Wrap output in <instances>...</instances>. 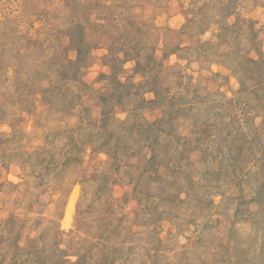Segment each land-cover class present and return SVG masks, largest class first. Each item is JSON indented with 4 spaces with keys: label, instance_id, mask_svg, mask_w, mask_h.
I'll use <instances>...</instances> for the list:
<instances>
[{
    "label": "rangeland",
    "instance_id": "374dc122",
    "mask_svg": "<svg viewBox=\"0 0 264 264\" xmlns=\"http://www.w3.org/2000/svg\"><path fill=\"white\" fill-rule=\"evenodd\" d=\"M0 264H264V0H0Z\"/></svg>",
    "mask_w": 264,
    "mask_h": 264
},
{
    "label": "bare ground",
    "instance_id": "6f19581e",
    "mask_svg": "<svg viewBox=\"0 0 264 264\" xmlns=\"http://www.w3.org/2000/svg\"><path fill=\"white\" fill-rule=\"evenodd\" d=\"M69 212H71V209H70V211Z\"/></svg>",
    "mask_w": 264,
    "mask_h": 264
}]
</instances>
